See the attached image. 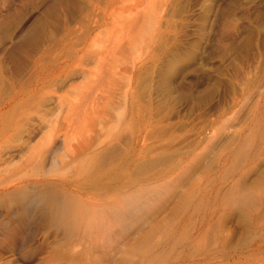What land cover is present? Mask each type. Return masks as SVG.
Segmentation results:
<instances>
[{
  "label": "rangeland",
  "instance_id": "obj_1",
  "mask_svg": "<svg viewBox=\"0 0 264 264\" xmlns=\"http://www.w3.org/2000/svg\"><path fill=\"white\" fill-rule=\"evenodd\" d=\"M0 264H264V0H0Z\"/></svg>",
  "mask_w": 264,
  "mask_h": 264
}]
</instances>
